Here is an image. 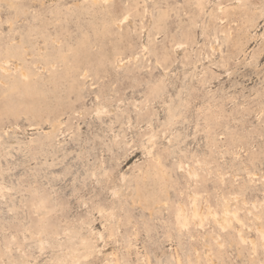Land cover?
I'll return each instance as SVG.
<instances>
[{
    "label": "rangeland",
    "instance_id": "rangeland-1",
    "mask_svg": "<svg viewBox=\"0 0 264 264\" xmlns=\"http://www.w3.org/2000/svg\"><path fill=\"white\" fill-rule=\"evenodd\" d=\"M261 232L264 0H0V264H264Z\"/></svg>",
    "mask_w": 264,
    "mask_h": 264
},
{
    "label": "snow or ice",
    "instance_id": "snow-or-ice-1",
    "mask_svg": "<svg viewBox=\"0 0 264 264\" xmlns=\"http://www.w3.org/2000/svg\"><path fill=\"white\" fill-rule=\"evenodd\" d=\"M108 3H109V0H104V4H108ZM126 20H127V17H124V20H121L119 22L123 23ZM100 114H101L100 112H97V115H100ZM145 139H147L149 146L155 147V145H154V139L155 138L154 137H145ZM169 144H171V140H169ZM151 154L154 155V153H151ZM179 170L181 172L184 170L183 162L180 163ZM93 178H95V177H93ZM237 222H239V221H237ZM260 236H261V240H264V232H261ZM101 239H103V237H101ZM40 247H41V252H43L44 251V244H41ZM82 257H83L82 260L78 259L77 261H75V264H97V262L93 261L92 258L86 253L82 254ZM49 264H58V262L52 261V262H49ZM105 264H109V262H105Z\"/></svg>",
    "mask_w": 264,
    "mask_h": 264
},
{
    "label": "bare ground",
    "instance_id": "bare-ground-1",
    "mask_svg": "<svg viewBox=\"0 0 264 264\" xmlns=\"http://www.w3.org/2000/svg\"><path fill=\"white\" fill-rule=\"evenodd\" d=\"M145 48V47H144ZM226 215V212L224 213Z\"/></svg>",
    "mask_w": 264,
    "mask_h": 264
}]
</instances>
